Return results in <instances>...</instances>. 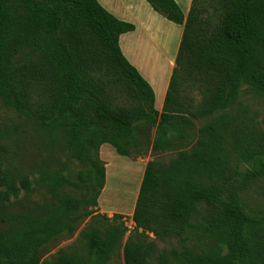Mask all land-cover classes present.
Masks as SVG:
<instances>
[{
  "label": "trees",
  "instance_id": "16d2710c",
  "mask_svg": "<svg viewBox=\"0 0 264 264\" xmlns=\"http://www.w3.org/2000/svg\"><path fill=\"white\" fill-rule=\"evenodd\" d=\"M146 1L183 26L161 112L152 86L120 48L134 25L98 0H0V98L52 141L62 136L84 167L74 179L44 172L31 181L55 198L42 216L9 212L31 183L12 178L4 158L11 130L0 129V220L11 227L0 233V264H110L128 229L124 215L93 211L107 177L101 146L129 156L141 144L143 125L155 129L158 153L189 142L193 120L204 118L210 120L189 150L146 165L124 264H150L155 254L157 264H264V213L241 199L264 181V129L256 113L234 108L245 86L264 98V0H193L187 16L175 0ZM66 187L80 196L62 193ZM87 217L89 228L80 234L87 258L61 250L42 260L45 245L72 236ZM191 230L216 248L196 252L186 245ZM172 239L181 246L158 251L156 240Z\"/></svg>",
  "mask_w": 264,
  "mask_h": 264
},
{
  "label": "rangeland",
  "instance_id": "374dc122",
  "mask_svg": "<svg viewBox=\"0 0 264 264\" xmlns=\"http://www.w3.org/2000/svg\"><path fill=\"white\" fill-rule=\"evenodd\" d=\"M196 103L200 96L197 90L190 92ZM235 110L247 108L251 113H256V120L264 129V98L243 87L234 105ZM209 118L194 119L190 127L189 142L179 141L169 150L154 153L152 145L155 137V129L139 126V135L142 139L138 147L131 149L129 156H121L114 153H101L99 157L106 168V185L95 208V215H107L112 218L114 214L125 216V226L128 233L119 243L114 252L110 264H124L123 247L127 238L135 230V224L131 217L135 208L144 171L148 162L168 163L176 157L181 150H189L199 136V128L209 122ZM7 127L11 130V138L4 142L6 151L4 158L6 167L12 178L19 184L31 183L44 172H64L71 178L84 167L70 157L65 148L63 137L58 135L52 141L46 131L38 127L25 116L5 107L0 98V129ZM109 172V173H108ZM30 188L22 189L21 194L11 200L6 210L12 213H25L32 216H42L55 203L52 190L40 184H26ZM135 185V188H134ZM133 189V191L131 190ZM64 194L80 196V191L73 187H66L61 191ZM131 194V195H130ZM241 199L248 209L256 214L264 213V181L258 182L246 192L241 193ZM91 217L84 219L78 230L70 237L51 240L42 250V260H53L61 250L75 253L82 258H87L86 243L80 234L89 228ZM11 227L4 220H0V233H7ZM185 244L196 252L216 248L208 238L200 237L194 230L186 235ZM150 239L155 240L150 234ZM158 251L166 248L180 247L177 239L160 241L156 240ZM157 255L150 259V264H157Z\"/></svg>",
  "mask_w": 264,
  "mask_h": 264
},
{
  "label": "crops",
  "instance_id": "0c3cea01",
  "mask_svg": "<svg viewBox=\"0 0 264 264\" xmlns=\"http://www.w3.org/2000/svg\"><path fill=\"white\" fill-rule=\"evenodd\" d=\"M187 16L193 0H175ZM112 15L135 26L120 37V48L127 60L149 82L155 92V108L161 112L179 45L183 26L176 25L157 12L146 0H98ZM101 153H114L105 144Z\"/></svg>",
  "mask_w": 264,
  "mask_h": 264
},
{
  "label": "bare ground",
  "instance_id": "6f19581e",
  "mask_svg": "<svg viewBox=\"0 0 264 264\" xmlns=\"http://www.w3.org/2000/svg\"><path fill=\"white\" fill-rule=\"evenodd\" d=\"M109 173V172H108ZM134 188H135V185H134ZM133 191V189H131ZM131 195V194H130Z\"/></svg>",
  "mask_w": 264,
  "mask_h": 264
}]
</instances>
